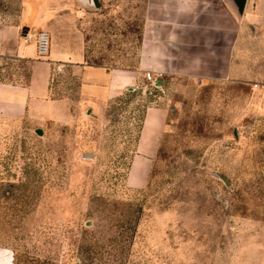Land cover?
Instances as JSON below:
<instances>
[{
    "label": "rangeland",
    "instance_id": "obj_1",
    "mask_svg": "<svg viewBox=\"0 0 264 264\" xmlns=\"http://www.w3.org/2000/svg\"><path fill=\"white\" fill-rule=\"evenodd\" d=\"M46 3L54 14L33 33L67 50L85 22L90 64L136 68L146 0H99L82 16L79 0ZM23 72L0 80L27 87ZM37 75L22 116L0 114V245L13 264H264V93L144 80L106 102L98 73ZM161 107L156 141L145 117Z\"/></svg>",
    "mask_w": 264,
    "mask_h": 264
},
{
    "label": "crops",
    "instance_id": "obj_2",
    "mask_svg": "<svg viewBox=\"0 0 264 264\" xmlns=\"http://www.w3.org/2000/svg\"><path fill=\"white\" fill-rule=\"evenodd\" d=\"M79 1L81 16L99 9V0ZM46 2L22 0L20 11H0V73H33L27 87L0 80V114L21 117L37 92V73L70 66L77 73L100 74L103 92L95 90L94 96L106 102L133 90L147 72L156 80L150 85L162 92L170 85L232 82L264 93V0H245L241 16L233 0H146L139 61L133 70L90 64L85 22L81 41L66 36L60 45L66 42L67 50L53 44L47 57H39L36 44L26 42L25 34L33 33L40 13L54 14L45 9ZM99 87L95 82L94 88ZM167 118L166 108L149 109L145 133L158 141ZM13 263V251L0 245V264Z\"/></svg>",
    "mask_w": 264,
    "mask_h": 264
},
{
    "label": "built area",
    "instance_id": "obj_3",
    "mask_svg": "<svg viewBox=\"0 0 264 264\" xmlns=\"http://www.w3.org/2000/svg\"><path fill=\"white\" fill-rule=\"evenodd\" d=\"M25 39L26 42H34L36 44L39 57L44 58L49 55L51 50V37L47 31L42 30L34 33L27 32L25 34ZM145 78L152 85H155L156 80L152 72H147Z\"/></svg>",
    "mask_w": 264,
    "mask_h": 264
},
{
    "label": "water",
    "instance_id": "obj_4",
    "mask_svg": "<svg viewBox=\"0 0 264 264\" xmlns=\"http://www.w3.org/2000/svg\"><path fill=\"white\" fill-rule=\"evenodd\" d=\"M233 1L237 4L236 10H237V13L239 14V16H241L243 13L245 0H233ZM39 135H42V133L39 132ZM86 157H92V154H88Z\"/></svg>",
    "mask_w": 264,
    "mask_h": 264
}]
</instances>
